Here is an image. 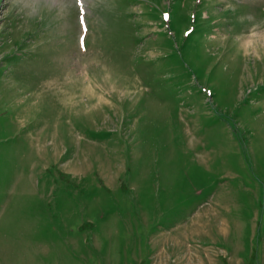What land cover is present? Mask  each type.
<instances>
[{
  "label": "rangeland",
  "instance_id": "rangeland-1",
  "mask_svg": "<svg viewBox=\"0 0 264 264\" xmlns=\"http://www.w3.org/2000/svg\"><path fill=\"white\" fill-rule=\"evenodd\" d=\"M0 0V264H264V0Z\"/></svg>",
  "mask_w": 264,
  "mask_h": 264
}]
</instances>
